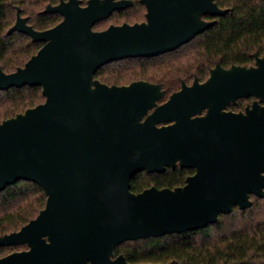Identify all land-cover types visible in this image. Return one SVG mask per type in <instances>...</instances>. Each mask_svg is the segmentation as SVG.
<instances>
[{"label": "water", "instance_id": "1", "mask_svg": "<svg viewBox=\"0 0 264 264\" xmlns=\"http://www.w3.org/2000/svg\"><path fill=\"white\" fill-rule=\"evenodd\" d=\"M147 21L94 25L132 0H60L45 11L63 19L38 30L17 10L8 33L43 42L23 66L5 72L0 90L41 85L45 100L0 122V189L32 179L47 194L40 213L0 245L28 248L0 264H132L116 245L131 239L203 228L235 206L264 197V55L252 66L217 65L205 81L164 96L160 84L109 85L105 64L177 49L224 14L216 0H140ZM255 96L246 113L226 111ZM205 108L207 113L200 115ZM193 167L175 188L131 190L142 170Z\"/></svg>", "mask_w": 264, "mask_h": 264}, {"label": "trees", "instance_id": "2", "mask_svg": "<svg viewBox=\"0 0 264 264\" xmlns=\"http://www.w3.org/2000/svg\"><path fill=\"white\" fill-rule=\"evenodd\" d=\"M88 0H82L86 4ZM114 11L97 22L122 24L143 20L146 7L140 0ZM60 0H0V65L5 72H13L35 54L43 42L15 30L17 10L28 18L35 29L43 30L59 23L63 16L47 12L45 8ZM228 11L220 15L201 14L205 20H214L204 32L175 50L150 57H128L102 66L95 78L109 85H124L136 80L160 84L164 102L183 83L194 79L205 81L212 68L221 65L252 66L256 54L264 55V0H216ZM124 19V21H120ZM145 19V13H144ZM109 26V25H108ZM107 26V27H108ZM105 27V28H107ZM96 29V30H102ZM45 100L41 85L12 86L0 90V122ZM251 100L240 97L230 107L240 109ZM193 167H167L162 172L142 170L132 176L131 190L145 188H175L184 185ZM250 207L235 206L230 213H221L218 219L199 229L131 239L116 245L114 256L124 254L132 264H264V197L252 195ZM47 194L32 179H19L0 189V236L19 230L35 218L46 205ZM28 248L27 244L0 245V256L14 250Z\"/></svg>", "mask_w": 264, "mask_h": 264}, {"label": "flooded vegetation", "instance_id": "3", "mask_svg": "<svg viewBox=\"0 0 264 264\" xmlns=\"http://www.w3.org/2000/svg\"><path fill=\"white\" fill-rule=\"evenodd\" d=\"M142 3V2H141ZM144 4V3H143ZM145 5V4H144ZM145 7H146V5H145ZM146 13H147V7H146V12H145V19H143V20H141V21H137V22H142V21H147V18H146ZM213 15V14H212ZM200 19H202V20H205V19H203L202 17H201V15H200ZM205 21H214V20H205ZM135 23V22H134ZM206 30V29H205ZM204 30V31H205ZM203 31V32H204ZM193 38H195V37H193ZM192 38V39H193ZM191 39V40H192ZM190 41V40H189ZM188 41V42H189ZM187 43V42H186ZM185 44V43H184ZM183 44V45H184ZM195 81V79L193 80V82ZM193 82L192 83H190L189 85H191V84H193ZM186 84H188V83H186ZM183 85V84H182ZM182 87V86H181ZM181 89V88H180ZM170 97V96H169ZM168 97V98H169ZM245 97H248V98H250L251 100H248L246 103H245V105L243 106V107H241L240 109H236V110H234V109H232L231 107H230V105L232 104V103H235V101H232L225 109H226V111H233V112H244V113H246V110H247V107L248 106H252L253 105V102L255 101V100H257L258 98L257 97H255V96H245ZM167 98V99H168ZM166 99V100H167ZM165 100V101H166ZM237 100V99H236ZM158 103H159V101H158ZM162 103V102H161ZM160 104V103H159ZM261 104H264V103H261ZM207 111H208V108H205L204 110H203V112L200 114V115H205L206 113H207Z\"/></svg>", "mask_w": 264, "mask_h": 264}, {"label": "rangeland", "instance_id": "4", "mask_svg": "<svg viewBox=\"0 0 264 264\" xmlns=\"http://www.w3.org/2000/svg\"><path fill=\"white\" fill-rule=\"evenodd\" d=\"M144 13H145V12H143V17H142V19H144ZM120 21L122 22V21H124V19H121ZM110 23H111V22H110ZM110 23H109V22H105V23H103V25H102L100 28H96V29L105 28V27H107L108 25H110ZM257 100H259V99H257ZM14 251H16V250H14Z\"/></svg>", "mask_w": 264, "mask_h": 264}]
</instances>
